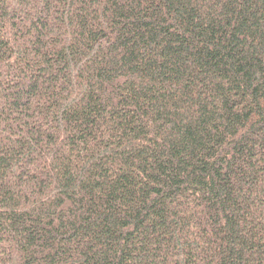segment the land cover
I'll list each match as a JSON object with an SVG mask.
<instances>
[{
  "label": "trees",
  "instance_id": "1",
  "mask_svg": "<svg viewBox=\"0 0 264 264\" xmlns=\"http://www.w3.org/2000/svg\"><path fill=\"white\" fill-rule=\"evenodd\" d=\"M0 264H264V0H0Z\"/></svg>",
  "mask_w": 264,
  "mask_h": 264
}]
</instances>
